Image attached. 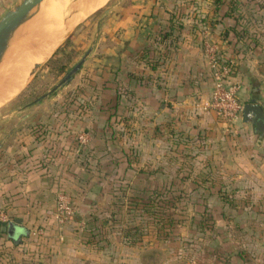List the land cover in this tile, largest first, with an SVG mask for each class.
Segmentation results:
<instances>
[{
  "label": "crops",
  "instance_id": "crops-1",
  "mask_svg": "<svg viewBox=\"0 0 264 264\" xmlns=\"http://www.w3.org/2000/svg\"><path fill=\"white\" fill-rule=\"evenodd\" d=\"M106 4L92 25L84 49L90 51L79 72L44 100L46 105L30 106L22 121L17 120L21 128L43 124L48 130L46 141H32L30 129L21 141H0V213L9 219L0 222V264H112L108 257L117 255L119 250L113 247L123 244L122 238L111 234L109 244L86 243L81 220L92 211L107 217L111 195L120 187L134 191L159 186L151 178L161 141L165 146L169 141H202L212 149L204 158L206 171L181 175L193 185L188 190L184 180L183 190L196 188L191 182L195 175H209L213 183L226 175L232 180L230 192L264 197V128L257 130L242 115L226 124L202 106L212 88L204 52L205 43H210L219 57L235 63L231 81L239 85L240 103L254 102L264 113V0ZM64 27L55 43L40 44L39 53L22 51L40 54L54 43L46 57L33 62L29 73L44 66L50 57L41 63L55 52L68 32L69 26ZM80 133H87L90 140L78 152ZM126 178L127 185L115 188L118 179ZM164 185L168 187L167 182ZM219 188L214 184L209 192L198 189L208 199L213 197L214 218L219 220L214 239L229 264H248L224 227L226 222L248 224V231L252 226L247 220L258 214L239 206L237 200L231 207L223 205L217 198ZM60 190L75 208L73 220L62 228L54 220L55 195ZM8 225L10 234L1 229ZM252 236L264 245V231L258 229ZM255 261L264 264V251ZM251 264L256 263L251 260Z\"/></svg>",
  "mask_w": 264,
  "mask_h": 264
},
{
  "label": "rangeland",
  "instance_id": "rangeland-1",
  "mask_svg": "<svg viewBox=\"0 0 264 264\" xmlns=\"http://www.w3.org/2000/svg\"><path fill=\"white\" fill-rule=\"evenodd\" d=\"M20 1L21 0H0V17L7 10L12 9L15 5L19 4ZM67 1L43 0L37 7H35L31 11L30 15L25 20V22L22 25H20L14 32L12 38L9 41L7 50L5 51L0 61L1 78L3 79L7 78V76H9L8 74H10L15 69L18 59L20 58L19 56L20 52L27 49L33 50L36 53L39 52L40 44L43 41H45V35H44L45 29H43L38 24L41 23L45 24L47 27L45 25L43 27H45L47 30L49 26L48 30H50V28H52L51 26H53L50 24L53 23V20L49 21L51 20L52 15H54L52 11L53 12L56 11L57 13V11L59 10V6L64 2L66 3V4L64 3L65 5L70 4L66 8V10L64 7L63 9L61 7V11L63 12L61 15L62 16L61 21L63 20L68 23V21L70 20V18H72V16L79 14L80 12H82L84 8H86L85 7L86 5H84L85 3L89 4L91 2V0L90 1L67 0ZM108 1H112V0H108ZM108 1L106 3H108ZM106 3L101 8L88 15L84 20L70 25V27L68 28L69 31L64 37L65 39L67 36L70 35L68 42L65 43V40L63 39L56 46V48H58L60 47L61 44H63L62 45L63 47L59 50V54L57 55L56 58L57 64L54 66L52 70L45 66L46 63L45 61L50 57L51 55L50 54L41 63L43 64L45 62L44 66H42L41 68H37L34 71V73L28 78V80L26 81L20 92L17 93V95L13 99H11L8 103L0 107V141H21L23 140L22 138L25 137V134H27V129H30L29 134L31 135L32 141H46L48 130L46 127L43 126V124H38V123L32 125L30 124L28 126H24L23 128H21L20 126L21 122L19 121V123L16 124L17 120L20 119L22 114L27 111L26 110L27 108L33 105H44L45 104L44 100L46 99L48 100V97L53 95L58 89L62 90L68 85V83H70L69 81L68 83L57 88L52 94L45 97L44 99L38 102H34L36 101V99H38V97L47 93L53 86H55L63 78V76L83 57V54L85 53L84 52L85 46L88 43V41H90L92 36L91 35L92 25L96 21V18H98L99 15L103 13L104 9L107 8L108 4ZM64 4H62L61 6H63ZM71 5H72V9H70ZM50 13H52V15H50ZM47 14L49 20H46L48 19ZM44 16L46 17V19ZM89 19H93V20H89ZM47 21L50 22L48 23L49 25L46 24ZM63 21L61 22L62 23L61 29L63 28ZM86 21H90L89 24L85 25ZM81 25L83 26V28L78 30ZM34 28L36 29V31H34L35 30ZM41 30H43L44 32ZM63 30L64 29H62V33ZM74 30L76 32H74L73 34ZM38 31L40 33L42 32L43 34H40ZM37 37L40 40L37 39ZM30 43L33 45L29 46L28 44ZM59 67H64L63 73L59 72L60 70ZM7 70L10 72L8 73ZM3 75L5 77H2ZM20 93L22 94L18 98H16ZM112 116L114 117L115 115ZM20 120L22 121V119ZM116 133L121 134V131L118 130L116 131ZM117 137L118 136H114V138L112 139L116 140ZM161 143L162 144L158 146V153H157L160 156V159L157 160L156 163L154 162L156 164L155 166H157L156 167L157 169H156V174L154 175V177L151 178V183L153 185L160 186V184L164 185V182H167L169 186L168 182H170V183H174L173 190H180V189L182 190V188L180 187L181 184L178 183L177 181L178 177H180L182 174L183 175L185 174L187 176L188 175L192 176V174L196 172L198 169H202V170L204 169L206 171L204 158L210 151H212V149L207 148L206 142L169 141L167 143L169 145L166 146L165 143H163V141H161ZM130 145L132 149H136V150L139 149V145H137L135 148H133L132 144ZM216 173L219 172L217 171ZM216 179L220 181V182L214 181L213 183L217 186V188L220 187L219 188L220 190H223L225 193L231 195V199L237 200L239 202V206L242 205L245 208H248L247 211H252V212L254 211L253 213L258 214L255 216V218H250L249 220H247V223H250L252 226L248 228V231L245 228L249 227V225L248 224L243 225L242 222H240V224L242 225H238L239 223L235 224V222L232 223L226 222V227H224V230L227 232L226 233L227 236H229L233 241H235L237 244L236 246L239 247L237 248L236 251H240L242 249L241 251L243 252L242 255L244 257L243 258V261H245L244 263L251 264V260H252V262L256 264H261L260 262H256L255 260L257 259L259 260L261 251H264V245H262L263 243H258L255 237L253 238L252 233L254 231L257 233L258 229L259 232L264 231V204L262 203V201L264 202V197L259 198L258 196L251 197L248 195L234 194L230 192L231 191L230 187L232 182L230 177L226 175H222L221 177H218ZM127 180H128L127 178L118 179L119 182L115 184V188L118 189L119 185H123V186L127 185L128 182ZM186 180L187 181L185 182L186 183L185 185L187 186L188 190H191L192 189L191 187H193V185L192 186L191 184L188 185L190 179H186ZM186 190H185L186 193L192 195L191 201H196V203L198 204H204L207 207H209L208 212L209 215L213 217V221L211 220L206 221L207 228L205 229L206 231L205 233L207 234L208 239H205V241H203L202 233L196 232V234L191 235L185 231V228L180 227L179 229L174 231L175 236L165 241H157L153 237L147 236L141 242L135 244L129 245L123 243L121 245H118V247L114 246L113 248H118L119 252L117 253V255L114 256L113 254H110L109 257L108 255H106L108 257L109 262L112 264H138L137 262H139V264H227L228 262L226 256L224 257L222 249L219 250L217 243L214 239L216 238L215 234L219 230L217 224V221L219 220L215 221L214 218L215 216L213 214L214 211L212 210V202H210L213 197L211 199L202 198V194H200L199 192L192 193V191L189 192L188 190L187 191ZM193 207L194 205L192 204V202L185 206L189 214L190 211L193 209ZM234 211L237 212V209ZM109 233L113 234L112 232ZM207 246L209 247V249H211V251L213 252L218 251L221 254L219 255L216 254L214 256L212 255L211 257L203 259L202 255L204 253L201 251V248L202 247L206 248Z\"/></svg>",
  "mask_w": 264,
  "mask_h": 264
},
{
  "label": "trees",
  "instance_id": "trees-1",
  "mask_svg": "<svg viewBox=\"0 0 264 264\" xmlns=\"http://www.w3.org/2000/svg\"><path fill=\"white\" fill-rule=\"evenodd\" d=\"M177 28L179 27L177 26ZM67 42L66 39L65 43ZM62 47H58L50 56L45 63L46 67L51 70L54 68L57 64V55ZM144 60L147 61L146 58ZM59 69L60 73L64 72V67H59ZM84 148L79 152L83 151ZM186 178L181 176L177 178V181L183 183ZM191 182L196 186L192 193L198 192V189L209 192L214 186L213 179L209 175H195ZM173 184L169 183L168 187L163 185L153 189L134 191L128 186L120 187L117 191L119 193L111 195L110 212L107 217L102 218L101 213L92 211L87 218H82V230L85 234L86 243L99 246L102 241H105L109 244L110 240L107 238V235L111 234L109 232L120 236L122 241L129 245L141 242L147 236H151L157 241H165L175 236L174 231L180 227L185 228V231L191 235L196 234V232L202 233L203 241L208 239L205 233L206 221H213V217L208 212L209 207L191 201L192 195L183 189L173 190ZM200 194H202V198H207L203 193ZM217 198L223 205L229 207L234 201L231 199V195L223 190H218ZM191 202L194 207L189 214L185 206ZM2 225L0 223V227ZM201 251L204 253L203 259L217 254L215 251H211L208 246L202 247Z\"/></svg>",
  "mask_w": 264,
  "mask_h": 264
},
{
  "label": "built area",
  "instance_id": "built-area-1",
  "mask_svg": "<svg viewBox=\"0 0 264 264\" xmlns=\"http://www.w3.org/2000/svg\"><path fill=\"white\" fill-rule=\"evenodd\" d=\"M204 52L211 70V93L207 101L203 103L205 110L216 114L226 124H233L242 115V103L237 94L239 85L231 81L235 72V63L228 58H221L217 49L210 43H205ZM89 136L86 133L77 135L78 152L87 146ZM75 209L70 196L60 190L55 195L54 220L59 228L72 221ZM0 222L8 223L9 219L4 213H0Z\"/></svg>",
  "mask_w": 264,
  "mask_h": 264
},
{
  "label": "bare ground",
  "instance_id": "bare-ground-1",
  "mask_svg": "<svg viewBox=\"0 0 264 264\" xmlns=\"http://www.w3.org/2000/svg\"><path fill=\"white\" fill-rule=\"evenodd\" d=\"M67 1V0H66ZM86 1H90V0H86ZM106 1H108V0H91V2L89 3V4H84V5H86L85 7L86 8H84V10H82V12H80L79 14H77V15H74V16H72V18H70V20L68 21V23L66 22V21H63V27H64V25H66V26H69L70 27V25H71V23H72V20L73 19H75L76 17H79L80 18V21L81 20H84L88 15H90L91 13H93L95 10H97L98 8H100L102 5H104L105 3H106ZM68 2V1H67ZM62 3V2H61ZM65 3V2H64ZM64 3H62V4H64ZM61 4V5H62ZM66 4V3H65ZM63 5V6H59V10L58 9H56V10H58L57 11V13H56V11L55 12H53L52 10H50V11H52V13H54V15H52V13H50V15H52V17H51V20H49V18H48V14H47V18L48 19H46V17H45V19L46 20H49V21H52L53 20V23H50L49 21H47L46 22V24H48V23H50L51 25H53V26H51L52 28H50V30H48V28H49V26H48V28H47V30H46V28L45 27H43L45 24H38L39 26H41L43 29H45L44 31H45V33H44V35H45V41H43L41 44H43V43H45L46 42V44L47 43H49L50 41L51 42H53L59 35H61V32H62V29H61V27H62V21H61V15H62V11H61V7H62V9H63V7L65 8V10H66V8L70 5V4H67V5ZM77 4V3H76ZM82 4V3H81ZM48 7V6H47ZM46 7V8H47ZM54 7V6H53ZM58 8V7H57ZM79 8V7H78ZM43 9H45V8H43ZM70 9H72V5L70 6ZM77 9V8H76ZM78 11V10H77ZM47 13V12H46ZM45 13V14H46ZM78 13V12H77ZM44 14V15H45ZM43 17V18H44ZM50 17V16H49ZM65 19V18H64ZM67 19V18H66ZM43 20V19H42ZM45 20V21H46ZM68 20V19H67ZM40 21V20H39ZM45 21H42V22H45ZM41 22V21H40ZM37 23H39V22H37ZM75 23V22H74ZM49 25V24H48ZM38 26V27H39ZM46 26V25H45ZM33 27V26H32ZM35 27V26H34ZM47 27V26H46ZM36 28H37V26H36ZM41 28V29H42ZM65 28V27H64ZM35 29V28H34ZM39 29V28H38ZM31 30H32V28H31ZM34 31H36V29L34 30ZM40 31V30H39ZM38 31V32H39ZM41 31H43V30H41ZM43 31V32H44ZM69 31V30H68ZM40 33V32H39ZM68 33V32H67ZM66 33V34H67ZM29 34H30V31H29ZM40 34H43L42 32L40 33ZM41 36V35H40ZM39 36V37H40ZM64 36V35H63ZM66 36V35H65ZM24 37V36H23ZM29 37V36H28ZM31 37V36H30ZM60 38H62V37H60ZM37 39H39L38 37H37ZM44 39V38H43ZM24 40V39H23ZM40 40V39H39ZM41 42V41H40ZM50 42V43H51ZM57 42V41H56ZM60 42V41H59ZM38 43V42H37ZM54 43H55V41H54ZM54 43H53V45L51 44V45H49L48 47H47V49L45 50V51H43V53H40V54H28V53H25V52H22V53H20L19 54V56H20V58L18 59V62H17V64H16V67H15V65H14V63H13V65H14V67H15V69L10 73V74H8L9 76H7V78H5V79H3V78H1V76H0V106L1 105H3V104H5L6 102H8L10 99H12L14 96H16V94L17 93H19L20 92V90L23 88V86H24V84L26 83V81L28 80V78L33 74V72H34V70H30V73H29V69H30V67L32 68V64H33V62H35V63H37V62H40V60L41 59H43L44 57H46L47 56V54L52 50V48H53V46H54ZM46 44H44L43 45V47H45L46 48ZM33 45V44H32ZM56 45V44H55ZM42 47V46H41ZM35 50H36V48H35ZM31 51V50H30ZM33 52V51H32ZM18 53V52H17ZM39 53V52H38ZM13 59H15V58H13ZM16 59V60H17ZM15 60V61H16ZM10 63V62H9ZM11 66V65H10ZM3 67V66H2ZM33 67H34V65H33ZM5 69V68H4ZM34 69V68H33ZM9 70V69H8ZM7 70V71H8ZM36 70V69H35ZM6 71V72H7ZM10 71H8V73H9ZM4 73V72H3ZM5 75V74H4ZM2 76V77H5V76Z\"/></svg>",
  "mask_w": 264,
  "mask_h": 264
},
{
  "label": "water",
  "instance_id": "water-1",
  "mask_svg": "<svg viewBox=\"0 0 264 264\" xmlns=\"http://www.w3.org/2000/svg\"><path fill=\"white\" fill-rule=\"evenodd\" d=\"M42 1L43 0H21L19 4L15 5L12 9L7 10L0 17V61L7 50L9 41L16 29L25 22L31 11ZM89 51L83 55V57L63 76V78L55 86H53L47 93L38 97V99H36L34 102L44 99L45 97L52 94L57 88L71 81L73 76L76 75L83 65ZM242 116L244 122L253 124L259 131L263 130L264 113L259 105L255 104L254 102L244 104L242 107ZM1 229L2 231L10 234L11 226H3Z\"/></svg>",
  "mask_w": 264,
  "mask_h": 264
}]
</instances>
